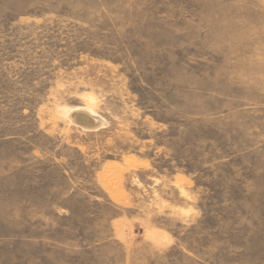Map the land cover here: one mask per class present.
Returning <instances> with one entry per match:
<instances>
[{"label":"rangeland","instance_id":"1","mask_svg":"<svg viewBox=\"0 0 264 264\" xmlns=\"http://www.w3.org/2000/svg\"><path fill=\"white\" fill-rule=\"evenodd\" d=\"M0 264H264V0H0Z\"/></svg>","mask_w":264,"mask_h":264},{"label":"bare ground","instance_id":"2","mask_svg":"<svg viewBox=\"0 0 264 264\" xmlns=\"http://www.w3.org/2000/svg\"><path fill=\"white\" fill-rule=\"evenodd\" d=\"M82 114V113H81ZM81 116H83V115H81ZM78 117V116H77ZM80 118V117H79ZM84 118H85V116H84ZM86 118H89V116L88 117H86ZM85 118V119H86ZM93 118V117H92ZM95 118V117H94ZM81 119H82V117H81ZM90 119V118H89ZM98 120V119H97ZM96 121V120H95ZM99 121V120H98ZM89 124V123H88ZM94 124V123H93ZM90 125H92V124H90Z\"/></svg>","mask_w":264,"mask_h":264}]
</instances>
